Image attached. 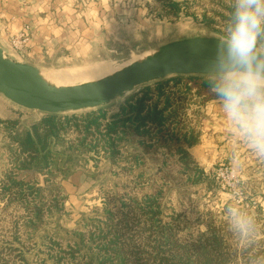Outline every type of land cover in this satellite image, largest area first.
<instances>
[{
  "label": "rangeland",
  "instance_id": "374dc122",
  "mask_svg": "<svg viewBox=\"0 0 264 264\" xmlns=\"http://www.w3.org/2000/svg\"><path fill=\"white\" fill-rule=\"evenodd\" d=\"M231 5L232 0H0V44L11 57L37 65L53 81L61 73L98 65L105 67L104 75L169 41L193 36L224 39ZM257 49L264 50V37ZM93 74L62 83L103 76ZM188 77L170 76L135 89L105 108L107 118L112 119L149 87L156 96V86L164 83L172 101L168 111L176 109L177 114L170 127L182 129L193 141L186 149L187 169L179 152L169 158L168 167L148 158L139 170L151 176L167 171L170 176L163 221H172L175 213L172 229L183 240L222 237L219 250L227 259L224 264H264V161L234 132H228L229 123L211 90L200 94L193 82L192 89L186 90L183 81H177ZM5 99L0 101V264H102V249L97 246L101 238L90 240V234L100 233L114 191L141 195L134 170L122 161L112 162L100 145L96 152L78 143L83 132L74 126L65 130L64 138L49 136L43 149L35 127L45 114L28 112ZM6 103L12 107L9 112ZM97 111L86 109L58 118H85ZM29 135L41 154L50 149L55 160L50 169L36 164L37 160L23 170L46 187L43 194L30 195L26 203L3 189L1 175L20 163L18 141ZM234 139L241 151L238 157L222 148ZM129 144L130 152L141 149L136 142ZM179 171H188L196 182H189ZM39 202H45V209L34 224L29 223V209ZM124 209L133 225L146 218L136 207Z\"/></svg>",
  "mask_w": 264,
  "mask_h": 264
},
{
  "label": "trees",
  "instance_id": "16d2710c",
  "mask_svg": "<svg viewBox=\"0 0 264 264\" xmlns=\"http://www.w3.org/2000/svg\"><path fill=\"white\" fill-rule=\"evenodd\" d=\"M185 80L177 81H183L186 90L192 89V82L200 94L211 90L206 76H190ZM156 88V96L152 95L153 88H147L140 97L123 105L112 119H108L106 111L102 109L85 118L74 116V119H61L51 115L35 127V134L43 149H46L44 147L49 136L64 138L65 130L74 126L83 132L78 143H84L85 147L90 146V149L96 152H99L100 145V148L105 150L104 156L109 157L112 162L122 161L134 170L133 177L140 186L141 195L135 197L119 190L114 191L110 204L105 207L106 218L102 219L100 233L97 236L90 234V240L101 238L97 246L102 249V264H224L227 259L224 254H220L222 250H219L223 245L222 237L213 234L214 236L207 238L205 242H201V238L183 240L172 229L176 223L172 221L177 218L175 213L171 215L172 221H163L161 214L167 208L168 199L165 195L171 187L167 171H157L155 176L147 175V171H139L147 165L149 159H154L161 167H168L169 158L179 152L182 154L184 169L188 168L190 162L186 149L193 140L182 129L170 127L176 120V109L168 111L172 101L166 96L165 84L159 83ZM155 97L157 99H154ZM131 121L133 124L129 127L127 123ZM129 142H136L141 149L130 152L132 145ZM18 144L20 163L13 170L9 168L8 172H4L1 180L5 191L20 200H26L27 203L30 195L37 197L45 192L46 187L38 185L33 174L23 170L31 168L30 164L37 160L39 161L36 164L50 169L55 156L50 149L41 154L42 150L32 135L18 141ZM68 147L70 148L69 145ZM179 172L183 173L189 182H196L197 179L191 180L188 171ZM113 173L116 174V171ZM201 174L203 175V171L199 172V176ZM114 202L117 204L111 206ZM44 203L32 204V210L29 209V217L26 219L29 223L34 224L37 221L36 217L45 209ZM54 206L59 207L56 204ZM125 207L138 208L146 218L144 221L137 219L136 225L131 224V220L127 218L129 212ZM59 208L61 209L62 205ZM141 222L144 227H137ZM215 246L217 249L214 251ZM69 254L76 259L73 250H70Z\"/></svg>",
  "mask_w": 264,
  "mask_h": 264
},
{
  "label": "water",
  "instance_id": "95a60500",
  "mask_svg": "<svg viewBox=\"0 0 264 264\" xmlns=\"http://www.w3.org/2000/svg\"><path fill=\"white\" fill-rule=\"evenodd\" d=\"M215 36L169 41L101 77L58 84L37 65L11 57L0 44V95L17 106L49 115L96 110L124 99L135 89L170 76H206L215 52ZM264 56V50L257 49Z\"/></svg>",
  "mask_w": 264,
  "mask_h": 264
},
{
  "label": "clouds",
  "instance_id": "9594fccd",
  "mask_svg": "<svg viewBox=\"0 0 264 264\" xmlns=\"http://www.w3.org/2000/svg\"><path fill=\"white\" fill-rule=\"evenodd\" d=\"M223 40L205 66L214 98L235 134L264 159V56L257 53L264 37V0H232Z\"/></svg>",
  "mask_w": 264,
  "mask_h": 264
},
{
  "label": "bare ground",
  "instance_id": "6f19581e",
  "mask_svg": "<svg viewBox=\"0 0 264 264\" xmlns=\"http://www.w3.org/2000/svg\"><path fill=\"white\" fill-rule=\"evenodd\" d=\"M87 69V68H86ZM82 70V71H80V70H76L77 72H72L71 74H67V72L66 73H61V74H59V75H57L56 77H55V81H53L51 78H49L46 74H45V72H44V75L49 79V80H51V81H53V82H55V83H58V84H63L62 82H70V81H68V80H71V78H75V77H81L82 78V76L84 77L85 75H91V74H93V73H101L102 74V72L103 71H105V67L104 66H102V65H98V66H96L95 68H91L90 67V69H88V70ZM109 72V71H108ZM94 75V74H93ZM98 75V74H97ZM103 75V74H102ZM105 75V74H104ZM87 77V76H86ZM60 82V83H59Z\"/></svg>",
  "mask_w": 264,
  "mask_h": 264
},
{
  "label": "crops",
  "instance_id": "0c3cea01",
  "mask_svg": "<svg viewBox=\"0 0 264 264\" xmlns=\"http://www.w3.org/2000/svg\"><path fill=\"white\" fill-rule=\"evenodd\" d=\"M5 100H6V99H5L3 96L0 95V101L5 102ZM6 102H7V101H6ZM5 107L7 108V112H9L8 109L12 108L11 105H10V103H6ZM22 108H23V107H22ZM105 108H106V107L99 108V109H102V110L105 111ZM24 109H25L26 111H28V112H39V111H35V110H29V109H26V108H24ZM99 109H98V110H99ZM96 110H97V109H96ZM40 113H42V112H40ZM43 114H45V115H44L45 117H42V118H43L42 120H45L48 116H51V115L46 114V113H43ZM52 116H54V115H52ZM55 116H59V115H55ZM226 127H227V129H228V132H231V131H232V132L235 133L234 129H232L230 125H226ZM230 130H231V131H230ZM237 138H238V136H237ZM235 140H236V139H234L232 142L226 143V144H225V147L222 146V148L227 149L226 152H227V154H228L229 156H236V157H238V153H237V151H238V150H237V144L234 142ZM243 149H244V148H243ZM238 152H241V151L239 150ZM261 160L264 161V159H261Z\"/></svg>",
  "mask_w": 264,
  "mask_h": 264
}]
</instances>
